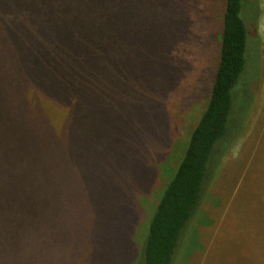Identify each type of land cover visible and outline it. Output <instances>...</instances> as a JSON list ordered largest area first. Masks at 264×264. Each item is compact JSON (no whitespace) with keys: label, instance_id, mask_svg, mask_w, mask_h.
Instances as JSON below:
<instances>
[{"label":"trees","instance_id":"trees-1","mask_svg":"<svg viewBox=\"0 0 264 264\" xmlns=\"http://www.w3.org/2000/svg\"><path fill=\"white\" fill-rule=\"evenodd\" d=\"M190 1L0 0V264H175L191 220L252 131L264 79L259 0H220L207 101L175 168L163 166L181 127L171 99L189 69L175 52L188 40ZM164 24L172 33H159L155 47L136 38ZM255 147L246 168L264 159V133ZM160 187L138 247L145 201ZM262 190L238 207L242 218L229 217L231 199L223 205L204 257L215 236L230 250L234 228L264 227ZM59 197L62 214L75 217L61 228L51 209L33 219L26 211L25 203L47 199L55 209ZM73 228L78 243L68 237ZM258 231L247 236V255L264 264Z\"/></svg>","mask_w":264,"mask_h":264},{"label":"rangeland","instance_id":"rangeland-1","mask_svg":"<svg viewBox=\"0 0 264 264\" xmlns=\"http://www.w3.org/2000/svg\"><path fill=\"white\" fill-rule=\"evenodd\" d=\"M192 1L194 2L195 9L191 11L190 14L188 40L184 45L178 47L175 52L177 53V58L186 61V67L189 69L180 79L176 95H173V98L171 97L173 115L176 118L175 121H179L178 123H180L181 127H177L178 130L175 128L173 145L175 150L174 153L171 154V160L163 165L164 167L167 166L166 169L170 170L175 168V162L180 159L184 152V144L187 139V134L192 131L195 122H197L198 118L201 116L210 92V87L213 83V74L219 50L217 34L219 33L222 24V2L220 0H191L190 4ZM257 2L258 0H256V3ZM259 8L261 15L257 32L260 37L261 52L264 62V0H259ZM146 24L151 27L149 22H146ZM143 25L144 22L142 23L141 28H143ZM155 28L156 30L149 28L145 31L147 35L144 34L142 36L144 40L141 36L136 37L139 39V42H143V46H145L146 43L149 46L155 47L156 44L153 40L159 36V33L168 35L172 33L171 27L167 24H164L162 28ZM149 53L150 49L147 51V54ZM143 54L144 53H138L136 58ZM261 63L262 61L260 64ZM260 73L264 78V63L262 69H259V74ZM114 91L117 92L118 90L115 88ZM252 117L254 118L251 120V124H253L251 133H249L248 136L238 144L233 154L226 160L224 167L221 169L215 180L214 186L211 187V190L208 193L209 195L207 196L204 208L199 215H195L191 220L192 235L190 240H187L185 247H181V254L176 259L175 264H241L242 260L244 263H248L251 260H253L252 263H258L256 262L258 261L257 256L250 257L247 255L250 250V242L247 236L251 232H256L260 229L258 227H253L252 223L245 229L234 228L236 233L233 234L230 239L232 246V248L230 247V250L223 247L224 240L222 236H215L212 240L213 244L212 250L209 253L210 255L208 254L204 257V254L202 253L207 241L210 239L209 237L211 236V233H213L215 226L218 223L219 216L223 212V205L225 206L229 199H231L230 204H232V211L229 214V217L235 220V218H238V207H244V203L246 206H249V204L252 205L256 199L261 198L263 195L264 170L261 172H259V170L264 165V159L261 160L260 158L253 165L252 160L249 168H246V166L249 165V161L254 154L258 138L264 133V79ZM244 163L247 164L243 165ZM241 172L243 173L242 177H244V179L238 180L237 178ZM143 175L142 177L147 178V176ZM167 179V174L165 176L162 175V182L167 181ZM155 190L156 188L153 189V194H155L154 198L151 199L149 198L150 196L146 198L149 199L146 200L144 204V221L135 234L134 239L138 247L141 246L143 236L146 232L147 218L149 215L153 214L152 211L154 210V204H156L159 193L162 192L161 187L158 188L156 192ZM62 199L63 198L60 197L56 199L55 209H53L54 207L49 208L52 200H44V205L37 201L28 202L25 203L26 211L28 210L30 218L33 219L34 217L42 216L44 212L47 217H50L46 211L51 209L52 215L56 213V216L54 217L59 220L58 227L61 228L64 223L67 225L65 220H72L75 218L72 213L68 218H66V213L62 214V212H65V209L63 208L64 202L61 201ZM209 203H213V205L215 204L214 210L210 208ZM62 217L66 219H62ZM251 218H253V216ZM258 223L264 225V217ZM263 230L264 227H262L257 234L260 235ZM77 232L80 231H77L76 228L71 229L68 233V237L78 243ZM104 236L107 240L108 233H105ZM244 242H246L248 246L245 255H243L244 253L242 252V249L246 250L244 248L246 247ZM84 251L91 256V250L85 249ZM202 256L204 259L201 261ZM65 261L66 260H64V262ZM77 263L79 262H76L75 264Z\"/></svg>","mask_w":264,"mask_h":264}]
</instances>
